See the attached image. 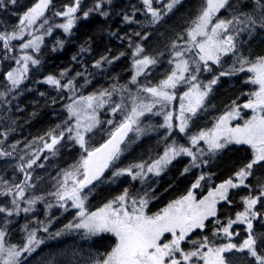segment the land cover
Masks as SVG:
<instances>
[{"label":"snow or ice","instance_id":"snow-or-ice-1","mask_svg":"<svg viewBox=\"0 0 264 264\" xmlns=\"http://www.w3.org/2000/svg\"><path fill=\"white\" fill-rule=\"evenodd\" d=\"M154 2L160 0H141L151 27L159 25L183 0H166L163 10L155 9ZM17 3L18 0H0V11ZM83 3L84 0H73L62 11H54L53 17L62 22L50 23L45 12L54 7V0H38L19 16L10 31L0 29V62L5 64V71L0 73L3 77L0 82V162L6 165L0 171V198H3L0 199V264H26L28 257L45 243V238L38 235L41 232L50 239L76 232L83 240L93 243L97 238H112L110 250L89 253L82 259H76L74 253L67 264H237L238 261L264 264V231L257 232L253 223H264L261 220L264 212L257 207L258 204L264 207V183L255 195L251 194L248 183L257 167L264 168V55L253 57L249 47L255 36L264 32V0H204L187 27L166 45L169 68L157 83H153L151 77L161 66L165 53L146 54L140 44H136L131 53L133 73L126 84L111 83L88 95L79 94L95 75L86 68L74 76L69 75L71 69H64L58 76L49 74L36 81L57 92L58 96L51 100L53 105L64 98L63 93H68L70 102L64 105L67 116L61 124L30 141L9 142L20 126L11 115L13 101H18L23 94L21 86L29 78L30 70L41 64L45 36L60 29L70 37L77 21L92 16L107 19L114 7V0H92L87 8ZM222 10L228 16L221 17ZM137 11L134 8L132 15L121 14L122 23H139L135 19ZM41 30L42 34H35ZM134 34L142 40L150 35L149 32ZM15 41L20 42L18 46ZM64 44L63 39H56L51 51L62 50ZM90 50L82 45L79 52ZM123 55L125 53L121 52L116 57L101 56L93 62L92 68L102 73L105 65H112ZM225 58L231 60L227 69ZM72 60L79 62L78 56H73ZM212 65L221 69L219 74L206 83L201 81L202 73L213 72ZM245 72L250 75L244 82L256 86L254 91L244 93L249 99L243 104L232 101L210 128L192 132L195 120L208 110V97L219 78ZM80 78L83 83L79 82ZM113 79L118 80V77ZM179 88L186 90L179 96V113L174 114L168 106L177 99ZM40 96L45 93L41 92ZM241 109H250L251 117L242 125L232 126L231 121L241 118ZM23 111L17 103L15 112ZM101 112L113 119L101 120ZM117 116L121 117L119 122L115 119ZM153 117H162V122L153 124ZM104 124L113 126L114 130L99 147H91V134ZM176 133L188 143L180 142ZM153 134H158L163 142V152L122 166L121 157ZM232 145L246 146L251 152L247 162L232 177L197 200L193 190L201 187L202 181L210 182L213 175L201 171L186 195L155 214L146 213L155 199L153 177L164 174L173 161L189 158L181 173L184 175L193 169L209 168ZM75 146L82 153L79 160L49 176L52 190L38 191L45 177L35 174L36 168H45L46 162L57 158L61 149ZM8 169H11L10 177ZM122 177L139 182L140 189L133 193L124 188L97 211L86 210V201L95 190L94 182L114 184ZM241 187L250 192L242 198L243 210L236 213L235 219L229 218L227 224H223L217 215V205L221 202L231 205L230 191ZM41 205L43 219L37 214ZM53 208L63 212L76 210L72 220L55 233L50 232L58 219L50 214ZM22 216L25 218L19 225L22 242L11 243L9 237ZM209 223L213 225L211 236L206 231ZM236 224L244 225L247 233L239 244L233 242V236L239 235L232 230ZM197 231L201 235L193 239L192 234ZM165 234L171 238L167 239ZM217 240L221 242L216 243ZM186 244L190 247H185ZM237 253L242 255L237 257ZM48 264L58 262L50 260Z\"/></svg>","mask_w":264,"mask_h":264},{"label":"trees","instance_id":"trees-1","mask_svg":"<svg viewBox=\"0 0 264 264\" xmlns=\"http://www.w3.org/2000/svg\"><path fill=\"white\" fill-rule=\"evenodd\" d=\"M34 0H25V4L22 7V10L27 9ZM59 3H67V0H57ZM204 0H184L181 5H179L173 12L171 13L168 18H166L167 22L169 23V26L172 24V26L176 27L177 22L181 20L180 18L182 16L186 15H193L196 13L199 8L203 5ZM70 4V3H69ZM61 5V4H60ZM64 5V4H63ZM67 5V4H66ZM116 6V5H114ZM119 10L116 12L118 13ZM176 13V14H175ZM186 13V14H185ZM184 14V15H182ZM221 17L228 16L227 12H224L223 10L219 14ZM174 16H176L174 18ZM121 16L119 15V18L116 16L115 12H112L109 18L103 19L100 17L97 18H89V21H78L76 24V27L72 30L73 34L68 37L70 38L63 49V51L60 54L54 55V57H49L47 60L46 70L48 74L52 75H58L61 70L64 69H73L76 72L80 71L78 67H75V62L72 60V57L76 54L77 49H80L82 45L86 47H90V52H86L87 58H90L92 60H98L101 56L108 55L111 57H116L119 52L124 51L125 57L123 58V61L121 62H115L116 66H114V75L111 76V80L113 78L118 77V83L124 84L129 80L130 76V59H131V50L134 46V39H136V35L134 34L136 29L132 25H124L121 27L120 21ZM172 18V19H171ZM178 18V19H177ZM189 17H186L185 20L188 21ZM176 20V22H175ZM13 21V19H12ZM174 21V22H172ZM174 23H176L174 25ZM4 25L3 21L0 19V26L2 27ZM181 27V25H180ZM107 28V29H106ZM178 28V27H177ZM168 29V28H167ZM166 29V30H167ZM113 33H116V35H112ZM119 37H124V39H120ZM256 42H255V41ZM252 43L250 44V50L252 52L253 57L255 55H262L264 53V40H258L254 39ZM260 41V42H259ZM132 42V43H131ZM17 46L19 45V41L13 42ZM130 43V44H129ZM259 43V44H258ZM261 43V45H260ZM129 44V45H128ZM81 58H84L81 56ZM212 68L216 75L219 74L221 69L217 66L212 65ZM5 69V64L3 62H0V73H2ZM203 74L201 76L203 77ZM245 74V75H244ZM249 76V74L240 73L238 75L233 76H222L219 78V82L214 86L212 95L208 97L207 103L209 105L207 111H211L213 116L218 117L219 115L223 114L228 107L232 104V101H237L238 104H243L246 102L249 97L247 95L244 96V93H248L252 91V86L245 83V79ZM207 78V77H205ZM104 81L103 85H99L100 88L108 87L109 84H111L110 80L102 78ZM2 76H0V82H2ZM105 83V84H104ZM109 83V84H108ZM235 85V86H234ZM249 85V86H248ZM96 84H91L90 87H88L90 92H95L98 87H95ZM104 86V87H103ZM241 87V88H240ZM243 87V88H242ZM98 88V89H100ZM231 88V90H230ZM243 89V90H242ZM248 89V90H247ZM237 90V93H235ZM239 90V91H238ZM241 90V91H240ZM233 91V92H232ZM247 91V92H246ZM239 92V93H238ZM243 92V93H242ZM239 94V95H238ZM246 99V100H245ZM239 101V102H238ZM35 109H37L38 113H41L40 115H35V120H31L29 127H31L32 132L35 131L36 133L42 132L50 127H52V119L51 117L54 115V113L51 115L49 113H45L46 109L44 104L40 105L37 101L36 105L34 106ZM50 108V107H49ZM40 110V112H39ZM213 110V111H212ZM244 119H247L251 116L252 112L250 109H243ZM31 110L28 112V115L30 114ZM35 112V111H33ZM26 115V116H28ZM55 119V117H53ZM120 120V119H119ZM214 121V120H213ZM212 121V122H213ZM197 129L204 128L201 122L196 123ZM131 135V134H130ZM179 137V135H177ZM180 142L187 144L188 141L183 139L182 137H179ZM149 141H143L137 148H135L125 159L126 162H139L141 160H148L150 157L154 158L157 153H162L164 150V144L163 142L157 141L155 138L147 139ZM146 143V144H144ZM143 144V145H142ZM137 151V152H135ZM141 151V152H140ZM135 152V153H134ZM139 152V154H138ZM133 155V156H132ZM251 155V152L249 149H247L246 146H232L227 150H224V152L217 158V162L214 164L213 167H209V169L205 168L202 169L204 172H211L212 179L214 183L218 184L221 182L226 181L230 177L233 176V174L241 167L244 163L247 162ZM73 156L70 154V158ZM131 156V158H129ZM73 159V157L71 158ZM187 161H176L164 174V176H161L160 179H158V183L156 184V191L158 190V197L155 199V201L152 203V205L148 208L149 214H154L162 209L165 205L173 201V199L178 198L180 196L186 195L189 189H191L192 184L196 180V178L199 176V173L201 172V169H195L190 171L189 173H186L184 175H181L182 168L186 165ZM221 171H220V168ZM199 170V173L197 172ZM218 172H217V171ZM195 172V173H194ZM218 174H217V173ZM191 173V174H190ZM198 173V175H197ZM197 177H196V176ZM217 175V176H216ZM188 176V178H187ZM192 176V177H190ZM186 177V178H185ZM181 178V179H180ZM184 178V179H183ZM190 178V179H189ZM195 178V179H193ZM186 179V180H185ZM160 180V181H159ZM172 180V183H171ZM257 180H263L264 181V168L257 167L255 169V174L249 178L248 183H250L251 187H255V184L258 183ZM166 181V183H165ZM183 181V182H182ZM206 181L201 182V187L194 189L193 192L196 193L198 196L202 195L201 193L206 192L207 185L205 186ZM123 182L122 184H124ZM191 183V184H190ZM121 184V185H122ZM169 186H168V185ZM172 184V185H171ZM120 185V186H121ZM168 186V187H167ZM169 188V189H168ZM104 191V190H102ZM100 191L99 194L102 192ZM106 191H110L94 196L92 198L91 203L94 204L93 208H97L98 206L102 205L106 200L102 201L101 199L107 197L110 193H112V197H115L119 194L120 188H109L106 189ZM202 191V192H201ZM204 191V192H203ZM246 191L248 192V195L250 194L248 188H239L236 190L230 191V199L232 201L231 205L221 203L218 205V218L222 220L223 224H227V221L229 218L235 219V215L238 211L243 210V203L242 198L246 196ZM199 192V193H198ZM156 194V192H155ZM100 196H102L100 198ZM96 197V198H95ZM99 197V198H98ZM98 199V201H97ZM100 199V200H99ZM94 201V202H93ZM263 212V211H261ZM220 220V221H221ZM261 220H264V217L261 218ZM257 222V221H254ZM253 222V223H254ZM258 229L264 228V223L257 222ZM212 227L211 223H209V228L206 230L207 235L211 236L212 234ZM245 226L236 224L233 225V231L238 232L239 235L233 236V241L241 243L240 237L244 236L243 233H246L244 231ZM254 228L256 226L254 225ZM201 233L196 232L192 234L193 239H197ZM41 237L45 238V244L48 245L47 248L42 247V249H39L34 256V258L38 256H48V252L52 249L54 251L53 253L55 255H52V260H55L60 264V261L63 260L66 263L67 256L66 253L70 254L72 259L73 254L76 255V259H82L86 257L89 253L95 254L98 251H104V250H110L111 247V237H106L104 239L97 238L96 242L93 243L92 241L89 242H76L72 240L71 238H66V235H62L61 238H55L50 239L47 235H40ZM168 239V238H167ZM221 240H217L216 243H220ZM78 246V248L76 247ZM185 247H190V245H185ZM34 263V262H33ZM26 261V264H33Z\"/></svg>","mask_w":264,"mask_h":264},{"label":"rangeland","instance_id":"rangeland-1","mask_svg":"<svg viewBox=\"0 0 264 264\" xmlns=\"http://www.w3.org/2000/svg\"><path fill=\"white\" fill-rule=\"evenodd\" d=\"M37 2H38V0H34V2L27 9L22 10V7L25 4V0H18L17 5H15V6L9 5L7 10L0 11V19L4 23V25L2 27L0 26V29L7 28L10 31L11 28L18 22L19 16L22 15L24 12H26L30 7L34 6V4L37 3ZM72 2H73V0H67V3L66 4L68 5L69 3L71 4ZM140 2H141V0H132V1L131 0H123V1L122 0H114V5H116V6H114L111 9V13L112 12H115L116 16L119 18V15L121 16V14H125V13L128 14V15H132L134 8L139 10L135 14V19L139 23L124 24V23H122V21H120V24H121V27H123L124 25H132L136 29V31H138V32H141V33L149 32L150 33L148 39H146V40H142L140 37L136 36L137 38L134 39V41H132V42H134V46L132 47L131 53H132L133 48L135 47L136 44L142 45L144 47V49H145V53L146 54L156 55L159 52H164L165 53V55L163 57H161V60H162L161 66L158 67V69L154 72L153 76L151 77L152 82L153 83H157L159 81V79L163 78V73L165 72V70H167L169 68V65L167 64V55H168V53H167L166 45H168L170 43V41L173 38H175V35L177 33L182 32L183 29L185 27H187V22L192 17H194L197 14L198 11L196 13H194L193 15H189L188 14L186 16H182L181 17V20L179 21V24H178V22H177V24L174 23V25L176 24V27L172 26V24L169 26V23L166 20V18L172 12L169 13L167 16H165L164 19L161 21V23L159 25H157L155 27H151L150 25H148V23L146 21V16H145V14L143 12L144 5L141 4ZM91 3H92V0H84L83 7L84 8H87L88 6L91 5ZM165 3H166V0H160L159 3H155L154 2L153 3V7L155 9L163 10ZM66 4L65 3H59V2H57V0H54V7H51V10L50 11H46L45 12V15L49 17L50 23H52V22H62L60 20V18L53 17L52 13L54 11H62L63 8H64V6ZM133 4H134V6H133ZM117 10H119L118 13L116 12ZM174 10H173V12H174ZM186 17H189L188 21L185 20ZM90 18L94 19V18H97V16H92ZM12 19H13V21H12ZM41 19H43V18H41ZM149 19H150V17H149ZM79 21L87 22V21H89V19L88 20L81 19ZM37 24H39V21L37 22ZM180 25H181V27H179ZM45 27H47V26H45ZM42 32H43V30H41L40 32H36L35 34L36 35H40V34H42ZM68 37L69 36H65V34L60 29H56L51 36H45L44 43H43V45L41 47V54H40L41 64H40V66L38 68H32L30 70L29 78L21 86L22 89L24 90L23 91V94L19 96L18 101H13V111H12L11 115H13L18 120L20 126L18 127L17 131L13 135L10 136L9 142L15 141V140L30 141L34 137H38V136L43 135L49 129L53 128L55 125L61 124L64 121V119L66 118L67 113L64 110V105L70 102L67 99L68 93H63L64 98L63 99H58V102L55 105H53L51 103V100H52L53 97H57L58 96L57 92L54 91L52 88H50L48 85L36 83V81L42 80L45 76L49 75L47 73V70H46V65H47V62H48L47 60L49 59V57H54V55L60 54L63 51V49H64L63 48L62 50H58L55 53H53L51 51L52 47L55 44L56 39H63L65 41V44H64V47H65L66 42L70 39ZM255 37L258 38V39H264V32L263 33L262 32L258 33ZM27 38L28 37H25V39H27ZM256 38H254V39H256ZM122 52H124V51H122ZM120 53L121 52H119L117 54V56H119ZM87 55L88 54L86 52L81 54L79 52V49H77V52L74 55V56H78V60H79V62H75L74 61L75 62V67H78V69L80 71H84V69L86 68L88 72L95 73V75H94L95 77L93 76L92 77V80H91L92 83H90L88 86L82 88L80 90V93L79 94L88 95L90 93H93V92H90L89 91L88 87H90L91 84H95V83L96 84L98 83L97 85H99V84L101 85V83H103V81H99V80L102 79V78H106V79L110 80L111 83H118L117 82L118 80H114V79L111 80L110 78H111V76H113L115 74L114 73V70H113L114 69V66H116L115 62L116 61L117 62L123 61V58L125 57V55L121 56L112 65H105L104 66L105 71H103L102 73L101 72H98L96 69H93L92 68V64H93V62L95 60H92L91 61L90 58H87ZM81 56L84 57V58H81ZM225 60L227 61V63L225 64L224 67H225V69H227V67L231 64V60L228 59V58H225ZM129 68H130V76H129V80H130L131 79V75L133 73V69H132V57L130 59ZM4 71H5V69H4ZM75 73H76V71L73 70V69H71V72H70L69 75L70 76H74ZM214 74H215L214 70H213V72H210V73L209 72L204 73L203 74V77L200 75V80L206 83L208 79L211 80L213 78ZM247 74H249V73H247ZM58 75H56V76H58ZM209 75H211L210 76L211 78L209 77ZM206 76H207V78H205ZM99 77H101V78H99ZM2 79H3V77H2ZM141 80H143V78H141ZM79 82L80 83H83V78H80ZM126 83H124V84H126ZM97 85H96V87H97ZM0 87H2V84H0ZM213 88H214V86H213ZM255 88H256V86L252 85V91H254ZM28 89H31V91H28ZM184 90H186V89L185 88L184 89L183 88L177 89L176 90L177 99L173 100L172 103L168 106V110L173 111L174 114H178L179 113V109H180L179 96L183 93ZM41 92H44L45 93V96H43V97L40 96V93ZM211 95L212 94H210V96ZM37 101H38V103L40 105H43L44 104V106H45V108H43L44 110L47 108L46 111H45V113H49L51 115L54 113V115L51 117L52 122H53L52 127L48 128V129H46V130H44L42 132H39V133H36L35 131L32 132L31 127H29V124H30L31 120L32 121L35 120V115H40L41 114V113H38L37 112V109L34 108V106L36 105ZM17 103L19 104V106L21 108L24 109L23 112H15V105ZM30 110H31V112L28 115V112ZM33 111H35V112H33ZM39 112H40V110H39ZM33 113H35L34 116L32 115ZM26 115H28V116H26ZM53 117H55V119H53ZM215 118H216V116H213L212 113H211V111H206V112L202 113L195 120L194 124L191 126V131L192 132H197L200 129L210 128L212 126V123H213L212 121ZM100 119L101 120H107V119H113V117L111 115H109L108 113H106V112H101L100 113ZM115 119H116L117 122H119V119H121V117L117 116ZM151 122L153 124H155V123H161L162 122V117H153V118H151ZM197 122H201L202 125L204 126V128L197 129V127H196V123ZM243 122L244 121L242 120V113H241V118L231 121V125L232 126H235V125H238V124L239 125H242ZM112 130H114V127L113 126H110V125H107V124L102 125L101 128H98L95 131L94 134H91V138L89 140V145L91 147H96L98 144H100L102 141H104L106 138L109 137L110 131H112ZM161 131H163V130H161ZM176 135H179V134L176 133ZM150 138H155L157 141L162 142L160 140L158 134H153L151 136H148V137L143 138V140H141V142H139L136 145L132 146L131 150L128 151V152H126L124 154V156L121 157V159L123 161L122 166L128 164V162L125 161L126 157L135 148H137L142 143V141H144V139L146 141H149L147 139H150ZM232 146H235V145H232ZM232 146H230V147H232ZM72 153L73 154L76 153L78 155H76V154L73 155L75 157L71 156V158L73 157V159H71L69 156H70V154L72 155ZM79 154L81 155L82 153H81V150L79 149L78 146H75V147H72V148L65 147V148L61 149V153H60V155L57 158L53 159L50 162H46V167L45 168H36L35 174H39V175H42V176L45 177V182L41 184L40 189L38 191H42V192H45L46 193L48 190H52V181L49 179V176L50 175H55L56 171L59 170V169H61V168H65V167L67 168L69 165L74 164L76 161L79 160V158H80V155ZM182 160H186L187 163H188L189 158L188 157H180L177 160L173 161L172 165L176 161H182ZM217 160L218 159H216L213 162V164L210 165L209 167H213L214 164L217 162ZM187 163H186V165H187ZM172 165H170L168 167V169ZM5 166L6 165L4 164V162H0V171H3V169H4ZM184 167L182 168L181 171H183ZM207 169H209V168H207ZM193 170H195V169H193ZM166 172L164 174H166ZM109 174L110 173H107L106 175H109ZM164 174H162L161 176H164ZM8 175H9V177L11 176V169H8ZM160 177H153V181H155V183L153 184V187L154 188L156 187V184L158 183V179ZM128 181L130 183H132V184H130ZM257 181H258V183L255 184V187H251V194H253V195L259 193L260 184L261 183H264L263 180H257ZM123 182H125V183L122 184ZM218 184H220V183H218ZM218 184L214 183V181H213V179L211 177V181L210 182H208V181L205 182V185H207V188H208V189L206 188V190H207L206 192L207 193L205 192L204 193L205 195L202 194L200 196H198L196 193H194L196 199L197 200L203 199L205 196L208 195L209 190L211 188H214ZM95 185L96 186H95L94 193H92L91 196H89V199H91V200L88 199L89 202L86 201V210L88 212L97 211L100 207H103V205L105 203H107L109 200L112 199L111 198L112 197V193H110L107 197L101 199L102 201L106 200L102 205L98 206L95 209L93 208L94 204L91 203L92 197H94L95 195H100V194H103V193L107 192L106 189H109V188H114V189L115 188H120V192H119V194H120L123 191L124 188H129L131 192L136 193L140 189V187H141L140 184H139V182H133V181H131V179L129 177H122L119 181H117L114 184H109V183H103V184H101V183H97ZM98 190H99V192L102 191V190H104V191H102L99 194ZM232 190H236V189H232ZM87 191L88 190L85 189V192H87ZM155 192H156V194H155V199H156L158 197L159 191L158 190L156 191V189H155ZM247 195H248V192L246 191V196ZM180 197H182V196H180ZM180 197L173 199V201L176 200V199H179ZM0 199H3V198H0ZM49 199H51V198L49 197ZM155 199H153L150 202L148 208L152 205V203L155 201ZM221 203H223V202H221ZM218 205H217V208H218ZM257 207L260 209V211H263L264 212V207H262L259 204L257 205ZM148 208L146 209V213L147 214H148ZM75 211L76 210L73 209V210H70L68 212H63V210L62 209H59V208H53V209H51L50 214L53 215V216H55V217H58V219H56L55 222L53 223V225L51 226L50 232L55 233L58 229H61L65 224H67L70 220H72L73 216L75 215ZM61 213H63V214H61ZM37 214H38L39 219H43L44 218V216H43V206L42 205L41 206H38V213ZM149 215H152V214H149ZM24 219L25 218L22 216L18 220V222L16 223L15 228H17V227L18 228L17 229H14L13 232L11 233L10 237H9V240H10L11 243H20V242H22V234L19 231V225L24 222ZM254 225L256 226V228H254V229L257 232L264 231V228L258 229L259 226H258L257 222H254ZM17 231H19V232H17ZM41 234L42 235H47L46 233H43V232L39 233L38 235L40 236ZM243 234H244V236L240 237L241 241H243V239L247 235V233H243ZM65 235H66V238H68V239L71 238L72 240H74L76 242H83V243L88 242L86 240H83L81 238L80 234L79 233H76V232H73V233H65ZM165 236H166V238H167V236L170 237L169 234H165ZM61 237H63V236H60L58 238H61ZM14 241H16V242H14ZM234 243L239 244L238 242H234ZM42 247L47 248L48 245H46L44 243L43 245H41V247L39 249H42ZM76 247L78 248V246H76ZM37 251L35 253H33L31 257H28L27 262H29L30 259H33L34 258V256L36 255ZM241 255L242 254H239V253L236 254L237 257H239ZM64 256H67V261L70 260V258H71L70 254H68V252ZM38 260H39V258H38ZM47 261H46V263L48 264L49 261L48 262ZM67 261H66V263H67ZM60 264H65V262L63 260H61L60 261ZM237 264H241V262L238 261Z\"/></svg>","mask_w":264,"mask_h":264},{"label":"bare ground","instance_id":"bare-ground-1","mask_svg":"<svg viewBox=\"0 0 264 264\" xmlns=\"http://www.w3.org/2000/svg\"><path fill=\"white\" fill-rule=\"evenodd\" d=\"M122 1H123V0H122ZM131 1H132V0H131ZM120 3H121V2H120ZM124 3H125V2H124ZM140 3H141V2H140ZM141 4H142V3H141ZM124 5H125V4H124ZM125 6H126V5H125ZM129 6H130V5H129ZM129 6H128V7H129ZM133 6H134V4H133ZM133 6H132V7H133ZM142 6H143V5H142ZM154 6H155V5H154ZM126 7H127V6H126ZM174 12H175V11H174ZM172 13H173V12H172ZM173 14H174V13H173ZM175 14H176V13H175ZM185 14H186V13H185ZM169 15H170V14H169ZM182 15H184V14H182ZM184 16H185V15H184ZM175 17H176V16H174V18H175ZM167 18H168V17H167ZM171 19H172V18H171ZM177 19H178V18H177ZM180 19H181V18H180ZM182 19H183V18H182ZM172 22H174V21H172ZM175 22H176V20H175ZM180 23H181V22H180ZM178 24H179V23H178ZM179 27H180V26H179ZM112 33H113V32H112ZM262 33H263V32H262ZM255 38H256V37H255ZM259 38H260V37H259ZM261 38H262V37H261ZM253 40H254V39H253ZM253 40H252V41H253ZM254 41H255V40H254ZM262 41H263V40H262ZM255 42H256V41H255ZM259 42H260V41H259ZM251 43H252V42H251ZM251 43H250V44H251ZM258 44H259V43H258ZM260 45H261V43H260ZM257 55H258V54H257ZM260 55H261V54H260ZM262 55H264V53H263ZM255 56H256V55H255ZM214 66H215V65H214ZM209 73H210V72H209ZM211 75H212V74H211ZM211 75H209V77H210ZM214 75H216V74H214ZM244 75H245V74H244ZM207 76H208V75H207ZM207 76H206V77H207ZM94 77H95V76H94ZM99 78H101V77H99ZM210 78H211V77H210ZM105 79H106V78H105ZM100 80H103V79H100ZM208 80H209V79H208ZM208 80H207V81H208ZM93 81H94V80H93ZM108 81H109V80H108ZM97 82H98V81H97ZM103 82H104V81H103ZM91 83H92V82H91ZM95 84H96V83H95ZM95 84H94V85H95ZM97 84H98V83H97ZM97 84H96V85H97ZM101 84L103 85V83H101ZM104 84H105V83H104ZM108 84H109V83H108ZM99 85H100V84H99ZM99 85H97L98 88H100ZM249 85H250V84H249ZM249 85H248V86H249ZM100 86H101V85H100ZM234 86H235V85H234ZM250 86H252V85H250ZM95 87H96V86H95ZM103 87H104V86H103ZM98 88H97V89H98ZM240 88H241V87H240ZM242 88H243V87H242ZM230 90H231V88H230ZM242 90H243V89H242ZM247 90H248V89H247ZM238 91H239V90H238ZM240 91H241V90H240ZM232 92H233V91H232ZM246 92H247V91H246ZM248 92H249V91H248ZM235 93H237V90H236ZM238 93H239V92H238ZM242 93H243V92H242ZM238 95H239V94H238ZM244 96H245V95H244ZM245 100H246V99H245ZM238 102H239V101H238ZM97 140H98V139H97ZM142 140H143V139H142ZM144 141H145V139H144ZM96 142H97V141H96ZM140 142H141V141H140ZM142 142H143V141H142ZM144 144H146V143H144ZM142 145H143V144H142ZM137 146H138V145H137ZM137 149H138V148H137ZM135 152H137V151H135ZM135 152H134V153H135ZM140 152H141V151H140ZM75 154H76V153H75ZM75 154H73V155H75ZM138 154H139V152H138ZM76 155H78V154H76ZM79 155H80V154H79ZM80 156H81V155H80ZM132 156H133V155H132ZM73 157H75V156H73ZM129 158H131V156H130ZM131 159H132V158H131ZM215 165H216V164H215ZM67 166H68V165H67ZM185 166H186V165H185ZM60 167H61V166H60ZM62 167H63V166H62ZM65 168H66V167H65ZM219 168H220V167H219ZM201 171H202V170H201ZM216 171H217V170H216ZM220 171H221V168H220ZM197 172L199 173V170H198ZM217 172H218V171H217ZM217 172H216V173H217ZM194 173H195V172H194ZM198 173H197V175H198ZM106 174H107V173H106ZM185 174H186V173H185ZM190 174H191V173H190ZM199 174H200V173H199ZM214 174H215V173H214ZM214 174H213V175H214ZM217 174H218V173H217ZM184 176H185V175H184ZM195 176H196V175H195ZM216 176H217V175H216ZM190 177H192V176H190ZM196 177H197V176H196ZM185 178H186V177H185ZM187 178H188V176H187ZM159 179H160V178H159ZM180 179H181V178H180ZM183 179H184V178H183ZM189 179H190V178H189ZM193 179H195V178H193ZM160 180H161V179H160ZM160 180H159V181H160ZM185 180H186V179H185ZM191 181H195V180H191ZM206 181H207V180H206ZM128 182H129V181H128ZM156 182H157V181H156ZM182 182H183V181H182ZM129 183H130V182H129ZM165 183H166V181H165ZM171 183H172V180H171ZM173 183H174V182H173ZM173 183H172V184H173ZM130 184H132V183H130ZM172 184H171V185H172ZM190 184H191V183H190ZM206 184H207V183H206ZM128 185H129V184H128ZM167 185H168V184H167ZM168 186H169V185H168ZM168 186H167V187H168ZM205 186H206V185H205ZM109 187H110V186H109ZM132 187H133V186H132ZM168 189H169V188H168ZM207 189H208V188H207ZM108 190H109V189H108ZM195 190H196V189H195ZM206 191H207V190H206ZM98 192H99V190H98ZM107 192H108V191H107ZM201 192H202V191H201ZM203 192H204V191H203ZM93 193H94V192H93ZM198 193H199V192H198ZM206 193H207V192H206ZM201 194H203V193H201ZM204 195H205V194H204ZM90 196H91V195H90ZM93 196H94V195H93ZM96 196H98V195H96ZM102 196H103V194H102ZM102 196H100V198H101ZM92 198H94V197H92ZM95 198H96V197H95ZM98 198H99V197H98ZM89 200H91V199H89ZM99 200H100V199H99ZM97 201H98V199H97ZM88 202H89V201H88ZM93 202H94V201H93ZM219 219H220V217H219ZM220 220H221V219H220ZM221 222H222V220H221ZM211 225H212V224H211ZM17 228H18V227H17ZM17 228H15V229H17ZM17 232H19V231H17ZM20 236H21V235H20ZM14 242H16V241H14ZM88 242H89V241H88ZM52 250H54V249H52ZM52 250H50V251L48 252V256H38V255H37L36 258L30 259L29 262H30V263H33V262H34L33 264H45L47 260L50 261V260L53 259L51 256H52V255H55V254L53 253L54 251H52ZM33 256H34V255H33ZM30 257H31V256H30ZM38 258H39V260H38ZM48 261H47V262H48ZM46 264H47V263H46Z\"/></svg>","mask_w":264,"mask_h":264},{"label":"water","instance_id":"water-1","mask_svg":"<svg viewBox=\"0 0 264 264\" xmlns=\"http://www.w3.org/2000/svg\"><path fill=\"white\" fill-rule=\"evenodd\" d=\"M104 142H105V141H104ZM104 142H103V143H104ZM100 145H101V144H100ZM100 145H99V146H100ZM99 146H97V147H99ZM94 183H96V182H94Z\"/></svg>","mask_w":264,"mask_h":264}]
</instances>
